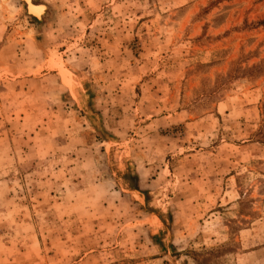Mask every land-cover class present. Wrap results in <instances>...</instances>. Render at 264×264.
Instances as JSON below:
<instances>
[{"label":"rangeland","instance_id":"374dc122","mask_svg":"<svg viewBox=\"0 0 264 264\" xmlns=\"http://www.w3.org/2000/svg\"><path fill=\"white\" fill-rule=\"evenodd\" d=\"M21 1L0 264H264V0Z\"/></svg>","mask_w":264,"mask_h":264},{"label":"bare ground","instance_id":"6f19581e","mask_svg":"<svg viewBox=\"0 0 264 264\" xmlns=\"http://www.w3.org/2000/svg\"><path fill=\"white\" fill-rule=\"evenodd\" d=\"M22 1H24L25 3H27V11H28V13L29 14H31L32 16H34L35 18V20L37 21V22H39L40 21V19H41V15H42V12L44 11L43 10V6H36V5H33L29 0H22ZM21 1V2H22ZM46 9V8H45ZM28 14V15H29ZM45 15V14H44Z\"/></svg>","mask_w":264,"mask_h":264},{"label":"water","instance_id":"95a60500","mask_svg":"<svg viewBox=\"0 0 264 264\" xmlns=\"http://www.w3.org/2000/svg\"><path fill=\"white\" fill-rule=\"evenodd\" d=\"M32 1H33V0H32ZM22 3L24 4V6H25V10L27 11V3H25L24 1H23ZM33 3L36 4V2H34V1H33ZM37 4H39V3H37ZM29 16H30L31 18H33V19L35 18V17L32 16V15H29ZM34 20H35V19H34ZM35 21H36V20H35ZM36 22H37V21H36Z\"/></svg>","mask_w":264,"mask_h":264}]
</instances>
